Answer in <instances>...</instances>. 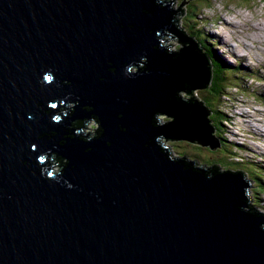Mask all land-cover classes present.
<instances>
[{"label":"water","instance_id":"1","mask_svg":"<svg viewBox=\"0 0 264 264\" xmlns=\"http://www.w3.org/2000/svg\"><path fill=\"white\" fill-rule=\"evenodd\" d=\"M165 3L0 0V264H264L250 182L174 154L221 142Z\"/></svg>","mask_w":264,"mask_h":264},{"label":"rangeland","instance_id":"2","mask_svg":"<svg viewBox=\"0 0 264 264\" xmlns=\"http://www.w3.org/2000/svg\"><path fill=\"white\" fill-rule=\"evenodd\" d=\"M159 1L172 2L173 9L180 13L178 16L183 32L194 36L197 34L201 39L207 40L205 48L215 50L218 58L226 60L231 69L236 65L244 66L238 70L237 75L240 74L241 78H235L232 74L222 105L230 121L223 124L221 132L226 141L221 142L228 148L231 146V150L237 155L229 158L230 155H225L223 150L219 153L210 147L192 146L189 141L175 142L174 154L187 156L192 161L197 156L201 166L202 160H208L211 155L213 161L222 156L229 159V162H236L239 167L248 166L250 176L246 178L251 183L248 196L259 211L264 212V188L258 194L260 183L255 176L251 178L255 175L254 172H259L264 177V1ZM191 10L195 12L192 19L188 18L189 14H193ZM132 70L138 71L136 67ZM73 105L69 104L67 107L72 108ZM157 118L161 122L167 120L166 115ZM89 130L98 131L96 123Z\"/></svg>","mask_w":264,"mask_h":264},{"label":"trees","instance_id":"3","mask_svg":"<svg viewBox=\"0 0 264 264\" xmlns=\"http://www.w3.org/2000/svg\"><path fill=\"white\" fill-rule=\"evenodd\" d=\"M238 1L244 2V3H250V2H254L256 0H238ZM194 9H195V7H194ZM181 13H183V12H181ZM191 13H193V14H189L188 18H191L192 15H194V13H195L194 10H191ZM178 15H179V13L174 15L175 18L173 20V24L176 26V28L179 32L184 34L186 32H183L184 31V30H182L183 28L182 29L180 28L181 21H180ZM192 28L196 29V27H192ZM184 35L186 37H188V39L190 38L189 40L195 46H197L198 49H200L202 55L205 57L207 62H209L208 67H209V72L211 74V77H210L211 79H210V82L207 84V87L203 88L204 91L197 93V96L194 94L195 92H192L190 94H186L183 97V100L188 101V100H192L194 98L198 99V101H200L202 106L211 112L210 120L212 122V125H213L215 131H217V132H215L216 139L219 140L220 142H221V140L223 142H225L226 140L223 137L224 135L221 131H222V128L224 129L223 124L225 122L229 123L230 118L226 115L225 111L222 108V105L224 103L223 97L227 96L226 91L228 90V87H229L228 82L231 80L232 74H234L235 78H241V75L240 74L237 75V74H238V70L244 68V66L242 67V66L236 65V67H233V69H231V66L228 64V62L226 60L218 58L215 50L212 51V50H208L205 48V45L207 44L206 43L207 40L201 39L199 36H197V34L195 36L189 35V33H186ZM169 36L172 40L173 36L172 35H169ZM161 42H162V44H164V39L161 40ZM167 48H168L169 52H174L173 50H170L169 47H167ZM242 78L245 79V77H242ZM200 93H202V94H200ZM61 113L64 115H67V111H65L63 109L61 110ZM80 126H82L81 122L75 124L76 128H79ZM223 142H221V149L219 151L223 150L225 155L228 154V155H230V156H228L229 158H233L234 154H236V153H234L231 150V146H230V148H228V147H226V145ZM230 145L234 146V144H232V143ZM169 150H170V153L172 154L173 151L171 150L170 147H169ZM211 156H208V157H210V158H208L209 161L208 160H206V161L202 160L203 165H206V167H208V168L214 167V168H219L223 171H227V172L229 171V172H233V173H237V174H242L245 178H246V176H250L249 172L247 171V169L249 168L248 166H245L246 168L239 167V166H237L238 164L236 162H233L232 160H231V162H229V159H227V158L224 159L222 156L220 157V159L217 158V160L213 161L211 159ZM185 157H187V156H185ZM194 159L196 162L200 161V158L197 156ZM50 161H51L52 166L56 169H59V170L61 168V164L64 163V161L58 156L52 157ZM258 169H260V168H258ZM254 174L255 175L251 176V178H253L255 176L256 180L259 181L260 188L258 190L260 192H258V194H261L263 192L262 187L264 188V177L262 176V174L260 175L259 172H254ZM248 194H249V191H248ZM249 206L253 210L252 212H254L255 214H257L259 216L264 215V212L259 211L258 206L253 204L250 198H249Z\"/></svg>","mask_w":264,"mask_h":264},{"label":"bare ground","instance_id":"4","mask_svg":"<svg viewBox=\"0 0 264 264\" xmlns=\"http://www.w3.org/2000/svg\"><path fill=\"white\" fill-rule=\"evenodd\" d=\"M163 1V0H162ZM171 4L173 5V3L171 2ZM181 11V10H180ZM176 13H178L177 11H176V9H174V15L176 14ZM180 14V13H179ZM182 14V13H181ZM184 34H186V33H184ZM190 39V38H189ZM209 63V62H208ZM132 71H134V70H132ZM211 71V70H210ZM211 79V78H210ZM57 157V156H56ZM56 159V158H55ZM40 161H42V160H40Z\"/></svg>","mask_w":264,"mask_h":264},{"label":"snow or ice","instance_id":"5","mask_svg":"<svg viewBox=\"0 0 264 264\" xmlns=\"http://www.w3.org/2000/svg\"><path fill=\"white\" fill-rule=\"evenodd\" d=\"M47 79H50V77H47Z\"/></svg>","mask_w":264,"mask_h":264},{"label":"clouds","instance_id":"6","mask_svg":"<svg viewBox=\"0 0 264 264\" xmlns=\"http://www.w3.org/2000/svg\"><path fill=\"white\" fill-rule=\"evenodd\" d=\"M46 79H47V77H46Z\"/></svg>","mask_w":264,"mask_h":264}]
</instances>
